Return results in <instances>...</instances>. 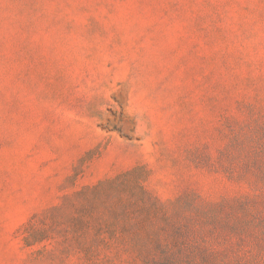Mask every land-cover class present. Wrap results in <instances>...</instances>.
<instances>
[{
  "label": "rangeland",
  "instance_id": "374dc122",
  "mask_svg": "<svg viewBox=\"0 0 264 264\" xmlns=\"http://www.w3.org/2000/svg\"><path fill=\"white\" fill-rule=\"evenodd\" d=\"M135 184L264 221V0H0V264H141Z\"/></svg>",
  "mask_w": 264,
  "mask_h": 264
},
{
  "label": "trees",
  "instance_id": "16d2710c",
  "mask_svg": "<svg viewBox=\"0 0 264 264\" xmlns=\"http://www.w3.org/2000/svg\"><path fill=\"white\" fill-rule=\"evenodd\" d=\"M130 187L137 195L131 202L136 213L132 217L122 213L107 217L104 235L96 233L86 245H80L84 259L89 260L96 245H110V239L126 236L127 245L141 264H246L237 256L232 238L244 241L252 232L257 234L256 227L259 234L264 233L260 214L242 200L200 206L185 197L161 201L140 184ZM90 220L91 217L76 220V235L83 234ZM147 221H155L156 225L149 228ZM117 225L118 230H114ZM31 238L40 239L35 233Z\"/></svg>",
  "mask_w": 264,
  "mask_h": 264
}]
</instances>
